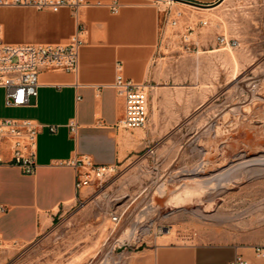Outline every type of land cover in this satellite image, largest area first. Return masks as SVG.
I'll use <instances>...</instances> for the list:
<instances>
[{
	"label": "rangeland",
	"instance_id": "374dc122",
	"mask_svg": "<svg viewBox=\"0 0 264 264\" xmlns=\"http://www.w3.org/2000/svg\"><path fill=\"white\" fill-rule=\"evenodd\" d=\"M154 61L183 127L153 135L35 241L3 246L0 264H126L163 223L174 241L264 245V0L176 9Z\"/></svg>",
	"mask_w": 264,
	"mask_h": 264
},
{
	"label": "crops",
	"instance_id": "0c3cea01",
	"mask_svg": "<svg viewBox=\"0 0 264 264\" xmlns=\"http://www.w3.org/2000/svg\"><path fill=\"white\" fill-rule=\"evenodd\" d=\"M190 1L211 6L181 0H85L77 11L0 6V36L6 41L56 43L74 35L82 40L77 71L42 69L38 95L31 104L8 106L0 89V119L30 118L42 125L32 172L12 161L8 139L0 143L7 161L0 164V253L7 244L35 241L89 192L91 185L77 189L76 168L70 160L88 156L96 164L124 168L153 135L183 127L186 110L171 108L161 96L165 86L159 85L154 61L161 29L176 9L202 16L225 2ZM118 72L148 84L149 113L143 127L126 128L120 123L125 97L113 86ZM256 245L180 242L166 233L153 234L132 248L126 264H233L237 255L248 264H264Z\"/></svg>",
	"mask_w": 264,
	"mask_h": 264
},
{
	"label": "built area",
	"instance_id": "2783aa9c",
	"mask_svg": "<svg viewBox=\"0 0 264 264\" xmlns=\"http://www.w3.org/2000/svg\"><path fill=\"white\" fill-rule=\"evenodd\" d=\"M85 0H0V6H26L37 9L57 11L69 7L77 11ZM116 10V8H113ZM175 22V21H174ZM221 42H227L225 36ZM82 40L74 35L67 42H9L0 36V89L5 91V103L8 106H24L31 104L32 98L38 95L40 85L39 74L42 69H59L77 71ZM120 68V65H119ZM113 86L125 97V116L120 123L126 128L143 127L148 121L149 95L148 84L134 81L118 72ZM41 124L30 118H1L0 143L4 139L10 141L13 151L12 161L22 167L25 172H32L36 166V142ZM55 130V126L50 127ZM71 129L75 125L71 124ZM7 162L0 152V164ZM76 168V187L102 182L108 175L118 170L116 165H99L88 156L74 158L69 161ZM114 220L119 215H113ZM166 224L156 228L154 235L169 232ZM256 254L264 258V245L255 246ZM242 255H237L233 264H248Z\"/></svg>",
	"mask_w": 264,
	"mask_h": 264
},
{
	"label": "water",
	"instance_id": "95a60500",
	"mask_svg": "<svg viewBox=\"0 0 264 264\" xmlns=\"http://www.w3.org/2000/svg\"><path fill=\"white\" fill-rule=\"evenodd\" d=\"M181 1H184V2H187V3H191V4H194V5H198V6H211V5H205V4H201V3H197V2H194V1H190V0H181ZM223 0H218L216 3L212 4V5H216L220 2H222Z\"/></svg>",
	"mask_w": 264,
	"mask_h": 264
},
{
	"label": "bare ground",
	"instance_id": "6f19581e",
	"mask_svg": "<svg viewBox=\"0 0 264 264\" xmlns=\"http://www.w3.org/2000/svg\"><path fill=\"white\" fill-rule=\"evenodd\" d=\"M224 179V178H223Z\"/></svg>",
	"mask_w": 264,
	"mask_h": 264
}]
</instances>
